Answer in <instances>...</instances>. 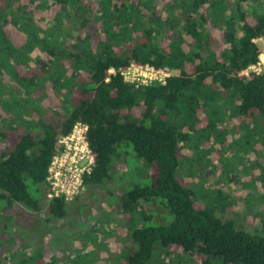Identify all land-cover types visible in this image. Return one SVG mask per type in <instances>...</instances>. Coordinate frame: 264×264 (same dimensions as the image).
Segmentation results:
<instances>
[{
  "label": "trees",
  "instance_id": "obj_1",
  "mask_svg": "<svg viewBox=\"0 0 264 264\" xmlns=\"http://www.w3.org/2000/svg\"><path fill=\"white\" fill-rule=\"evenodd\" d=\"M21 1L0 0V72L20 94L3 98L1 80L0 232L19 206L66 219L68 201L47 198L46 177L59 139L82 123L93 156L82 177L87 196L96 202L114 183L118 165L128 167L132 180L111 203L114 213L103 215L127 232L120 258L107 261L169 264L173 257L171 264H264V219L249 225V232L221 189L201 195L198 185H187L195 165L212 152L219 158L226 150L247 154L264 146V72L243 75L259 61L255 41L264 39V3L232 0L226 15V0H38L40 8L55 9L42 29ZM36 51L43 65L27 67ZM132 64L171 74L164 83H129L122 71ZM56 101L64 113L52 112ZM226 120L235 132L230 139L220 127ZM137 169L145 177L137 179ZM259 181L264 187V169ZM30 246L29 256L13 252L9 260L97 259L93 252L70 259L60 249L58 258L47 261L45 243L22 245Z\"/></svg>",
  "mask_w": 264,
  "mask_h": 264
},
{
  "label": "rangeland",
  "instance_id": "obj_2",
  "mask_svg": "<svg viewBox=\"0 0 264 264\" xmlns=\"http://www.w3.org/2000/svg\"><path fill=\"white\" fill-rule=\"evenodd\" d=\"M161 1L163 2L164 0ZM226 1V15H228L233 9L234 3L232 0ZM260 3H264V0H246V5L251 7ZM21 5L27 7L26 10L33 14L36 24L42 29L47 22L51 21L55 13L54 8L48 10L40 8L38 0H22ZM13 8V13L18 11L22 13V10H19L18 7ZM176 13L179 14V12ZM208 25L213 28L216 27L210 19L208 20ZM18 35L20 36V34ZM256 43L259 48H262L260 40H257ZM44 61L43 54L40 51H36L31 54L27 67L41 68L40 66L43 65ZM168 73L171 74L170 70H168ZM2 79L4 83L2 88L4 90L2 93L3 98H10L12 94L20 95L18 89L8 83V78L0 72V82ZM57 106L58 102L56 101V104L51 108L55 115L65 112V109H58L56 108ZM0 124L2 125L3 122L1 121ZM232 124V122L226 120L220 125L222 129L228 132V139L235 134ZM186 154L190 156L192 151L187 150ZM195 167L194 169L197 170H192L195 177L187 179V185L191 183L198 185L197 192L201 195L211 190L221 189L225 196L227 195L230 198L228 202H230L231 211L238 214L244 220V223L248 225L247 231L250 232L254 226L249 225L264 219V187L261 186L259 181L261 171L264 169L263 145H256L255 150L247 154L226 150L219 155V158L216 152H212L204 159L201 166L196 164ZM116 172L114 183L108 184L107 189H104L103 193L97 194L96 202L87 196L85 188L77 194L81 197L78 201H71L70 198L67 204L69 212L66 219L55 220L46 214V210L39 214L31 213L22 206L17 207V212L13 210L16 221L1 225L3 233L0 232V264H17V258L14 261L9 260V255L13 252L16 256L23 257V253L29 256L32 253L31 249L33 246L24 250L22 245H31V243L38 247H42L44 243L47 245L44 255V259L47 261L52 256L58 258L61 255L59 250L64 249L66 251L65 254L70 259L74 258L77 252L80 256L93 252L94 254L96 253L97 259L92 264H113L114 261L110 262L107 260L112 255H114L116 260H118V257L120 258L117 254L123 249L127 232L123 224L103 215L114 213L112 212L114 204L111 203H116L123 189L132 183L131 177L128 178L126 176L128 167L118 165ZM147 173H151V171ZM145 175L146 171L140 173L138 169L135 173L137 179H142ZM108 190H111V195ZM257 196H261L260 202ZM40 203L43 206L44 200L40 199ZM89 204L92 206H89ZM96 204L100 207V211L96 210ZM3 208L4 201H0V220H2ZM101 216L103 220L99 221L98 218ZM123 216L126 217V215L122 214L117 217L122 218ZM92 238L96 239L95 243L97 245H92V241L95 240H92ZM84 242L87 244L84 245ZM175 253L181 254L180 250ZM172 260L173 257L169 258L168 263L171 264ZM195 260L199 261L197 257H195Z\"/></svg>",
  "mask_w": 264,
  "mask_h": 264
},
{
  "label": "built area",
  "instance_id": "obj_3",
  "mask_svg": "<svg viewBox=\"0 0 264 264\" xmlns=\"http://www.w3.org/2000/svg\"><path fill=\"white\" fill-rule=\"evenodd\" d=\"M258 40L262 44V48H259V61L243 75L247 76L249 71L264 72V39ZM109 73L112 74L113 71L110 70ZM122 76L126 82L147 85L154 82L164 83L170 74L168 69L132 64L122 71ZM86 129L84 124L76 123L70 134L59 139V148L47 171V198L64 196L68 201L77 196L82 189L84 190L82 177L85 173H89L93 166V156L85 138Z\"/></svg>",
  "mask_w": 264,
  "mask_h": 264
}]
</instances>
